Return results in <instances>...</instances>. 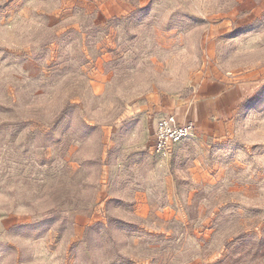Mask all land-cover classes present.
Masks as SVG:
<instances>
[{
  "label": "rangeland",
  "instance_id": "374dc122",
  "mask_svg": "<svg viewBox=\"0 0 264 264\" xmlns=\"http://www.w3.org/2000/svg\"><path fill=\"white\" fill-rule=\"evenodd\" d=\"M125 1L0 0V264H264V0ZM158 103L196 125L165 154Z\"/></svg>",
  "mask_w": 264,
  "mask_h": 264
},
{
  "label": "crops",
  "instance_id": "0c3cea01",
  "mask_svg": "<svg viewBox=\"0 0 264 264\" xmlns=\"http://www.w3.org/2000/svg\"><path fill=\"white\" fill-rule=\"evenodd\" d=\"M115 1V0H114ZM141 5H144L145 0H139ZM117 3H114V5L110 6L108 10L115 11L116 14L120 17H124L128 14V11H131V7L126 3L125 0H116ZM102 5L99 6V13L98 15H106L107 13L105 12V8L101 7ZM142 7V6H141ZM114 14V13H113ZM223 84L220 80H206L205 82H199L195 84V89H196V96L199 97V101L195 107L192 109L191 114L196 118H210L212 115L215 116L217 119L222 120V121H227L229 118L232 117V115L235 113L236 109L239 106V103L242 102V92L240 91V88H231ZM155 112L160 110V114L158 115L156 119V124L152 126L153 128V134H155L156 129L158 128L159 124L163 119H165L167 114L165 112L170 113V105L158 103L155 106ZM152 107V109H153ZM167 109V110H166ZM188 110L185 107H178L176 108L175 112L172 113L176 116V119L179 123H185L186 121H191L186 118V115L188 114ZM171 114V113H170ZM167 115V116H165ZM157 125V126H156ZM140 148L144 147V144L142 145H137ZM151 156V154H150ZM152 161L155 160V167L152 169L154 173V180L156 181H161L163 182L166 178V183H167V188H168V181H169V169L165 165V161L163 159H160L159 157H151L150 158ZM166 170V174H165ZM152 191H154L153 188L155 187H149ZM157 189V188H155ZM163 191V190H162ZM135 195V200H131L130 203L135 206V210L137 212V209L140 208V206L148 205V204H153L157 203L159 204V198H158V193H154L152 195L153 200H139V195ZM164 197V196H163ZM161 204H165L162 198ZM138 213V212H137ZM166 211L164 210L162 214H165ZM89 222V221H88ZM89 224V223H87ZM84 232V231H83ZM82 232V234H83ZM130 248L132 246L130 245Z\"/></svg>",
  "mask_w": 264,
  "mask_h": 264
},
{
  "label": "built area",
  "instance_id": "2783aa9c",
  "mask_svg": "<svg viewBox=\"0 0 264 264\" xmlns=\"http://www.w3.org/2000/svg\"><path fill=\"white\" fill-rule=\"evenodd\" d=\"M196 125L193 122L179 123L175 116L161 121L155 131L154 147L157 153L165 154L173 145L180 144L193 134Z\"/></svg>",
  "mask_w": 264,
  "mask_h": 264
}]
</instances>
